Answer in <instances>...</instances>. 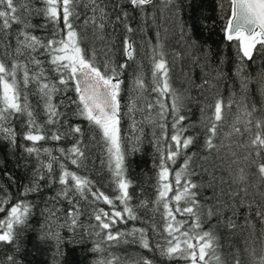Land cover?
<instances>
[{
  "label": "snow or ice",
  "instance_id": "snow-or-ice-1",
  "mask_svg": "<svg viewBox=\"0 0 264 264\" xmlns=\"http://www.w3.org/2000/svg\"><path fill=\"white\" fill-rule=\"evenodd\" d=\"M126 5L141 15L145 27L134 29L128 23L129 12L119 4L114 6L120 8L115 21L122 23L126 32L121 41L124 61L117 64L112 59L111 41L105 35V29L112 19L104 0H0V40L9 36L15 39L14 46L10 41H5L4 50L0 52V140L15 149L17 137L22 136L30 142L22 146L24 152L29 157L34 156L37 161L31 180L20 192L21 198H15L0 184V243L16 245L19 235L16 229L28 223L35 207L25 198L42 192L46 187L51 189L58 185L50 200H65L69 205L62 227L74 232L79 226L78 221L83 214L81 202L91 209L90 219L95 224L90 228L95 236L101 238L91 249L100 257L94 264H128L125 257L110 249L130 243L158 253L169 261L182 260L184 264H242V253L254 258L252 264H264V247L259 253L254 247H245L222 254L217 235L210 228H205V222L217 216L221 208L206 207L200 195L201 185L192 179L197 175L192 167L197 153L189 154L188 150L195 144L196 137L189 134L190 125L185 123L188 117L183 114L184 96L172 86L164 37L159 32L156 33L155 44L149 40L144 45V55L150 64V77L146 78L144 72L139 70L133 74L130 91L134 95L125 105L127 112L121 113L122 85L125 83L122 77L130 67L129 62H135L141 55L140 46L131 34L144 31L147 22L155 19L150 10L161 13L179 11L174 0H126ZM218 7L225 13L222 17L225 20L222 29L224 38L236 43L240 55L236 74L240 78V91L246 99L251 80L244 74V62L252 61L254 53L264 54V0H218ZM80 8L84 9V27L78 29L75 22L81 17ZM88 11L91 15L87 14ZM33 16L42 17L44 23L32 24ZM13 25H20L14 34L11 31ZM49 25V36L34 34L36 28L49 30ZM89 27L93 39L104 44L101 49L103 59L98 57L95 47L84 46ZM186 34L187 29L182 26V37ZM176 55L179 56V53ZM221 74L222 69L218 71V76ZM209 83L208 80L204 81V84ZM257 83L264 92V73ZM68 92L74 93V96H67ZM30 96L37 98L36 106L41 108L45 117L42 122L37 119ZM58 96L63 98L56 101ZM142 98L145 103L143 107H138L137 101ZM245 99L237 102L229 98L225 103L224 98L217 94L214 103L207 105L211 115L203 120L205 139L202 147L221 163L224 162L221 152L225 148L228 149L229 158L238 156L231 145L225 144V139H231L237 148L247 151L243 160L249 172L241 168L238 178L230 181L239 189L231 195L240 197V205L248 195V188L241 185L250 179V175L264 187V106L257 109L255 103H245ZM234 105L237 115L231 123H227L228 113ZM62 108L65 110L62 111ZM137 111L144 113V119L140 122L134 117ZM201 111L203 113L206 109L202 108ZM125 115L131 119V127L141 133L143 128L138 124L145 122L159 129V135L156 131L152 133L158 154L155 199L151 202L141 201L139 205L144 208L152 204L153 217L149 228L160 237L154 245L148 236L149 228L132 226L121 230L117 227L118 224L127 225L129 221L141 219L130 205L131 181L125 175L126 151L122 148L121 134V121ZM22 117L24 130L18 133L13 121ZM73 118L87 121L100 133L114 185L111 195L96 187L87 175L79 173L87 159L86 146L82 139L83 129L73 122ZM70 137H75L71 147L55 149L59 155L39 143L49 140L59 142ZM201 159L207 161V157ZM181 160L182 163L174 167ZM66 161L75 165L77 170L73 171ZM200 167L203 168V165ZM5 175L14 180L9 173ZM212 175L215 178V174ZM101 203L108 206L107 210L99 206ZM224 207L231 208L232 205ZM46 210L49 219H59L58 209L53 207ZM250 215L245 217V224L249 228L245 243L255 238L264 245V203H260L254 213L260 220L261 231L255 230ZM225 227L235 230L237 224L228 218ZM49 235L59 245V232L52 231ZM154 259L140 256L133 264H154ZM6 260L8 264H17L14 255H7Z\"/></svg>",
  "mask_w": 264,
  "mask_h": 264
},
{
  "label": "trees",
  "instance_id": "trees-1",
  "mask_svg": "<svg viewBox=\"0 0 264 264\" xmlns=\"http://www.w3.org/2000/svg\"><path fill=\"white\" fill-rule=\"evenodd\" d=\"M179 11L173 13L157 10H150L155 17L147 22V27L144 31H137L131 34L132 39L140 46L141 55L135 62H129L130 67L125 71V83L122 85L124 91L121 93V113L127 112L125 105L129 103V97L134 95L131 93V80L133 74L138 70L144 72L146 78L150 77V64L147 57L144 55V45L146 41L156 42V33L159 32L164 37L165 52L171 68L170 76L173 88L178 90L184 96L185 110L184 115L188 117L185 121L190 125L189 134L196 137L195 144L188 150L189 154L197 153L195 163L192 165L197 175L192 179L201 185L200 195L206 207H218L221 211L217 216H214L211 221L205 222V228L211 229L218 237L221 245V253L228 250L256 248L257 253L260 252L261 245L259 240L253 238L247 244L245 241L248 238L249 228L245 224V217L250 215V219L255 225L257 232L262 230L259 218L254 213L260 203H264V187L261 182L255 177H251L241 185L248 188V195L244 198L243 205L239 204L240 197H233L231 193L239 191L236 184H230V181L238 178L240 169L244 168L249 172L243 157L247 154L245 149L237 148L236 144L231 139H225V144L231 145L232 150L238 153L237 157L229 158L228 149L222 150L221 155L224 156V162L216 159L214 154H209L204 151L202 145L205 139L204 132V117L210 116L211 111L207 109V105L214 103V99L219 94L228 102L229 98L239 102L244 98L239 88V76L236 74V69L240 65V55L238 53L236 43L225 40L222 31L225 20L222 17L225 13L221 12L218 7V0H174ZM107 5V10L110 13L112 23H109L105 29L106 37L111 41L110 46L113 49L112 59L117 63H122L124 57L121 51V41L126 35L122 23L115 21V16L120 12V8L114 6L119 4L121 8L129 12L130 19L128 23L134 28H144V21L140 14L133 12L127 5L126 0H104ZM39 7L40 5L37 4ZM81 11V17L75 23L79 28H83L84 9ZM88 15L91 12L88 11ZM31 23L39 25L44 23L43 18L33 16ZM187 29V34L182 37L181 27ZM20 27L13 25L12 32ZM49 30L36 28L34 34L38 36H49ZM5 41H10L15 45L13 36H9L0 40V52L4 50ZM190 45H193L190 47ZM85 47H95L98 57L103 59L104 44L92 37V29H87V41ZM179 53V56L176 54ZM244 74L250 77V84L245 99V103H255L257 109L264 106V92L261 91V85L257 81L264 73V54L254 53L252 61H245ZM222 69V74L218 76V71ZM208 80L209 84H204ZM67 96H74V93L68 92ZM63 96H58L56 101L62 99ZM151 99V97H148ZM30 102L35 107L37 119L43 121L45 119L41 108L36 106L37 98L29 97ZM145 100L137 101L138 107H143ZM74 107V106H73ZM206 111L202 113L201 109ZM62 111L65 109H61ZM237 115L236 106L228 113L227 123H231ZM136 121L140 122L144 119V113L137 111L134 113ZM21 120H14L17 132L22 130ZM74 123L80 124L83 129V143L86 146L85 152L87 159L84 165L79 169L81 175H87L95 186L100 188L105 194H112L113 182L112 174L109 171L107 164V153L100 138V133L94 127L89 126L88 122L82 119L73 118ZM169 119V126H170ZM132 121L128 116H123L121 121L122 148L126 151L125 156V175L131 181L129 193L132 196L130 205L137 211V215L141 218L137 221H129L127 225L118 224L117 227L121 230H126L132 226L149 228L151 218L153 217L152 204L147 207H139L141 201H153L155 199V185L157 182V163L158 154L154 146L153 131L159 135V129H154L147 122L138 124V127L143 128V133L131 127ZM239 126V125H238ZM227 130V128H225ZM169 134L171 129L169 127ZM95 137V138H94ZM138 138V139H137ZM243 139V138H237ZM75 137H70L62 141H41L42 147H49L54 150L63 147L65 149L72 146ZM22 136L17 137V146L15 149L0 140V184L4 185L7 190L13 194L15 198H21L20 192L23 187L29 183L32 178V170L36 166V158L29 157L23 150V145L29 144ZM207 157V161L201 159ZM46 159L45 157H42ZM236 162L233 163L232 161ZM69 163V162H65ZM182 163L174 167H178ZM203 165V168L200 167ZM214 165V167H213ZM55 167V166H54ZM69 167L76 171L75 165ZM204 169H208L207 172ZM58 172V169H56ZM5 173H9L14 180H10ZM212 173L215 174L213 178ZM58 185L53 188H44L40 193L30 194L25 199L35 205L32 209V216L26 225L16 229L18 238L16 245H5L0 243V264H8L7 255L16 256L17 264H94V261L100 258L97 254L91 251L93 245L100 241V237L95 236L90 228V225L95 224L93 219H90L91 209L88 205L81 202L83 214L78 221V227L75 231H69L68 228L62 227L65 220V210L69 207L67 201L60 200L53 202L50 197L55 195V190ZM243 196V193H241ZM251 204V208H249ZM224 205H232L231 208ZM106 210L107 205L99 204ZM58 209L56 219L48 218L46 209ZM235 209V215L233 214ZM228 218H232L237 224L235 230L225 227ZM158 219V216H157ZM179 219V217H178ZM141 221H144L142 223ZM52 231L59 232L61 242H57L49 234ZM148 236L150 242L155 244V241L160 239L149 228ZM117 255L125 257L128 264H133L135 259L140 256L154 259V264H184L182 260H167L160 257L158 253L149 252L142 249L138 244H120L119 246L110 249ZM253 257L248 253H242V264H252Z\"/></svg>",
  "mask_w": 264,
  "mask_h": 264
}]
</instances>
